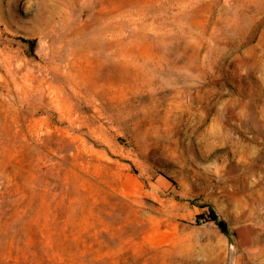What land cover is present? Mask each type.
I'll return each mask as SVG.
<instances>
[{"label": "rangeland", "instance_id": "1", "mask_svg": "<svg viewBox=\"0 0 264 264\" xmlns=\"http://www.w3.org/2000/svg\"><path fill=\"white\" fill-rule=\"evenodd\" d=\"M0 264H264V0H0Z\"/></svg>", "mask_w": 264, "mask_h": 264}, {"label": "water", "instance_id": "2", "mask_svg": "<svg viewBox=\"0 0 264 264\" xmlns=\"http://www.w3.org/2000/svg\"><path fill=\"white\" fill-rule=\"evenodd\" d=\"M232 232L240 250L252 252L259 247L262 228L256 222H239L233 226Z\"/></svg>", "mask_w": 264, "mask_h": 264}, {"label": "trees", "instance_id": "3", "mask_svg": "<svg viewBox=\"0 0 264 264\" xmlns=\"http://www.w3.org/2000/svg\"><path fill=\"white\" fill-rule=\"evenodd\" d=\"M210 220L214 221L222 231H227L225 222L220 220L215 214L212 213L210 215Z\"/></svg>", "mask_w": 264, "mask_h": 264}]
</instances>
